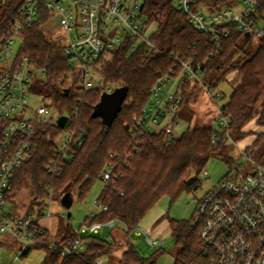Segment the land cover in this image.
Here are the masks:
<instances>
[{"label": "trees", "instance_id": "trees-1", "mask_svg": "<svg viewBox=\"0 0 264 264\" xmlns=\"http://www.w3.org/2000/svg\"><path fill=\"white\" fill-rule=\"evenodd\" d=\"M24 1L0 0V37L10 35ZM236 1L199 0V4L218 11ZM174 3L175 0H147L144 7L148 27L153 23L157 25L151 40L164 54L155 51L146 54V49L129 54L125 47L102 63L101 75L105 85L116 83L128 89L122 110L112 126L93 117L103 90L85 92L68 81H62L69 73L68 60L63 46L49 38L50 15L42 8L39 20L24 32L18 55L21 59L28 57L36 68L46 72V81H38L33 91L42 93L61 115L70 116L67 130L73 135L70 149L74 158L65 163L62 156H57L54 142L64 132L61 127L36 122L33 148L16 172L7 201L18 186L29 183L34 199L27 215L38 213L41 217L44 206L39 201L45 200L50 190L55 196L64 197L71 189H76L79 198L84 199L107 168L113 165V178L104 184L97 199L108 207V211L87 216L83 223L93 225L116 221L130 236L162 199L168 197L173 205L182 194L196 190L212 159L232 162L229 140L222 138L213 144L212 139L219 132L211 126L190 128L170 145H167L165 134H131V129L135 128L134 118L143 113L152 99L154 86L174 66L172 55L201 65L204 79L210 83L216 73L221 78L231 72L238 73L241 82L236 86V81L233 82L230 100L222 107L224 113L232 117L230 136L236 142L252 137L246 147L254 148L255 159L264 157V103L255 112L264 96V37L259 39L257 49L249 51L251 37L233 30L232 35L223 38L221 46L216 48L212 37L195 30L188 18L176 10ZM199 87L187 76L183 77L178 89L182 96L179 112L184 107L189 109L197 100ZM79 97L84 98V103L75 114ZM84 133L87 134L84 144L77 148L76 143ZM137 149L139 153H136ZM53 163L59 168L65 164L61 174L49 172ZM165 219H168L172 236L180 248L174 264H208L202 254L200 229L191 225L193 218L179 221L166 214L157 225ZM70 224L64 230V238L54 248L50 246L47 231L38 236L39 243L31 246L25 257L34 249H40L47 254L44 264H95L99 259L124 250L116 264H156V257H141L132 243L107 242L95 235L81 237ZM80 239L86 244L85 252L80 257H63L62 247L72 248Z\"/></svg>", "mask_w": 264, "mask_h": 264}, {"label": "built area", "instance_id": "built-area-1", "mask_svg": "<svg viewBox=\"0 0 264 264\" xmlns=\"http://www.w3.org/2000/svg\"><path fill=\"white\" fill-rule=\"evenodd\" d=\"M146 1L25 0L10 35L0 37V234L9 236L18 247L11 264L22 260L31 246L39 243L38 236L47 233L40 219L46 214L50 216V204L54 200V193L50 190L48 197L39 203L44 206L41 217L38 213L18 216L5 210L16 172L33 148L35 123L59 126V119L67 116L69 121L63 128L67 136L64 139L59 136L54 144L57 156H62L65 163L74 158L70 149L73 135L67 130L70 116L61 115L50 104L37 108L30 104V97L35 93L33 87L39 81L37 77L46 78L47 75L36 68L28 57L19 58L24 32L39 20L44 8L50 15V27L58 25L64 34L62 46L69 73L62 81H68L85 92L101 89L103 94H110L119 87L105 86L100 76L102 63L114 53L126 47L129 54L145 49L146 54L152 51L164 54L148 35L149 27L144 14ZM175 3L176 10L188 18L195 30L212 37L216 48L221 46L223 38L232 35L233 30L258 40L264 37V12L260 13L262 0H237L218 11L200 5L199 0H175ZM170 58L174 60V66L154 86L152 99L143 113L134 118L135 128L131 129L133 136L165 134L167 145L176 139L180 128L177 114L182 96L178 89L183 77L187 76L192 84L212 96L216 88L214 83L204 79L201 65L174 55ZM220 96L216 93L212 97L213 102ZM83 103L84 98L79 97L75 114ZM55 112L59 116L57 122L54 120ZM217 121L220 132L214 135L212 143L217 144L222 138L233 142L230 136L232 117L220 108ZM86 135L84 133L78 140L77 148L84 144ZM240 150L247 169L244 166L230 172L200 199L191 221L194 228L200 229L202 254L208 264H264V161L259 163L253 157V147ZM64 166L62 163L59 168L53 163L49 172L59 175ZM114 170L115 167L110 165L102 174L104 184L112 180ZM96 203L100 212L108 211V207L98 201ZM116 224V221L93 225L83 223L76 232L81 237L97 235L105 227L114 229ZM134 232L144 234L150 246L161 249L164 245L163 241L149 237L145 229L139 227ZM50 246L54 248L56 244L50 243ZM85 250L86 244L80 239L72 248L62 247L61 254L63 257H80ZM95 264H104V259L97 260Z\"/></svg>", "mask_w": 264, "mask_h": 264}, {"label": "rangeland", "instance_id": "rangeland-1", "mask_svg": "<svg viewBox=\"0 0 264 264\" xmlns=\"http://www.w3.org/2000/svg\"><path fill=\"white\" fill-rule=\"evenodd\" d=\"M174 7L176 8V3H174ZM156 30L157 25L153 23L149 27L148 35L152 37ZM47 33L50 39L62 45V42L64 41V34L58 25L48 28ZM251 41L250 47H248L249 51H253L259 46L258 39L251 38ZM236 57L239 58V56ZM237 76V72H231L226 75L225 78H221L220 74L217 73L211 77L212 83L215 85L217 84L213 92V96H215L216 93L221 94L220 99H218L216 102H213L212 95L207 93L201 87L198 88V91L196 92V94H198L197 100L190 104L189 109L184 107L179 112L178 123L180 128L177 132L176 139L180 138V136H182V134L190 128L195 127L211 126L215 131L220 132V127L217 121L218 110L229 102L234 85L236 86L241 82V79L237 78ZM37 78L42 83L46 81L45 77ZM100 79L104 83L102 75L100 76ZM234 81H236V83L233 85ZM111 85L120 87V85L116 83ZM42 97L45 98L42 93L37 91L34 93L33 97H30V104L33 108L50 104L49 99H43ZM263 103L264 96L261 98L259 104L255 107V112L261 109ZM58 117V113L55 112L54 120L56 122ZM252 127L254 130V124ZM61 136L62 139H64V137L67 136V132L64 131ZM251 139L252 137L248 136L245 142H248ZM232 141L233 142L229 141L231 145L232 162L227 163L222 159H212L206 167V172L201 176L200 185L196 190L190 193L187 192L182 194L173 205H171V200L168 197L162 199L159 204L146 216L140 228L147 229L150 232L151 238L163 241L164 245L162 250L150 246L146 241L145 235L142 237L137 236L135 233L130 234V236L127 235V232L124 231V226L119 223L116 224L114 229L105 227L99 234L95 235V237L103 239L107 242H116L119 244H124L126 242L132 243L141 257L145 259L156 257V264H173L175 256L180 248L176 245L175 239L172 236L168 219L163 220L158 225L157 222L166 214H168L169 217L174 220H191L194 216L197 204L200 199H202L230 172L246 166V161L240 150L241 147H245V144H238L239 142H236L233 139ZM249 143L250 142H248V144ZM256 160L259 163H263L264 157H261V160L260 158ZM247 167L248 166L244 167V169H247ZM103 189L104 183L100 180L94 185L92 190L84 199L79 198L76 189H71L69 194L71 195L72 203L69 207L62 203V196L54 195V200L50 204V216L47 214L45 215L46 219H57L54 229H48L49 242L55 244L59 243V240L64 238V230L68 224L71 223L70 225L75 230H78L82 226L87 216L93 213H98L100 209L98 208L96 202ZM33 199L34 197L32 196V190L29 186V183H24L23 185L18 186L15 190V193L10 195V200L7 202L5 209L6 213L15 214L18 216L24 214L27 210H29V206L33 202ZM43 201L44 200L39 201V203ZM55 227L57 231L56 233ZM123 251L124 250H120L108 258H104V264H116ZM17 252L18 247L16 246L15 242L9 236L0 234V264H11L15 260ZM46 258L47 254L45 251L34 249L27 257L19 260L17 264H44Z\"/></svg>", "mask_w": 264, "mask_h": 264}, {"label": "water", "instance_id": "water-1", "mask_svg": "<svg viewBox=\"0 0 264 264\" xmlns=\"http://www.w3.org/2000/svg\"><path fill=\"white\" fill-rule=\"evenodd\" d=\"M127 94L128 89L126 87L117 88L110 94H103L100 102L95 107L93 117L101 118L105 125L112 126L118 114L122 110ZM68 121L69 118L67 116H62L59 119V126L62 129L65 128ZM62 203L68 207L71 205L72 198L69 193L63 197Z\"/></svg>", "mask_w": 264, "mask_h": 264}, {"label": "crops", "instance_id": "crops-1", "mask_svg": "<svg viewBox=\"0 0 264 264\" xmlns=\"http://www.w3.org/2000/svg\"><path fill=\"white\" fill-rule=\"evenodd\" d=\"M253 139V138H252ZM251 139V140H252ZM251 140L250 141H248V142H251ZM246 141V140H245ZM245 141H242V142H239L238 144H245V147L247 146V144H248V142H245ZM244 142V143H243ZM245 147H241V148H245ZM63 199V198H62ZM27 212H28V210L24 213V214H22V215H26L27 214ZM56 223H57V219H46V217L44 216L43 218H41L40 219V224H41V226L42 227H44L47 231H49L48 229L49 228H51V229H54V226L56 225ZM143 224V223H142ZM123 226V225H122ZM142 226V225H141ZM143 229H145V228H143ZM126 229H125V227H124V231H125ZM146 231H148L147 229H145ZM57 231H56V227H55V233H56ZM149 232V231H148ZM133 233H135L137 236H143L144 234H139L138 232H133ZM149 237H150V232H149ZM61 240H59V242H60ZM147 241V240H146ZM133 245V244H132ZM121 256H122V253H121ZM121 256L118 258V259H120L121 258ZM105 263V262H104ZM174 264V263H173Z\"/></svg>", "mask_w": 264, "mask_h": 264}]
</instances>
